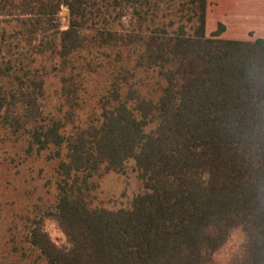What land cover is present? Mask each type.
Returning <instances> with one entry per match:
<instances>
[{"label":"trees","instance_id":"16d2710c","mask_svg":"<svg viewBox=\"0 0 264 264\" xmlns=\"http://www.w3.org/2000/svg\"><path fill=\"white\" fill-rule=\"evenodd\" d=\"M206 6L0 0V128L53 162L44 215L64 238L34 228L5 264H219L234 231L228 264H264V94L246 75L264 38H221L222 24L207 36ZM129 160L144 191L99 205L98 180Z\"/></svg>","mask_w":264,"mask_h":264},{"label":"rangeland","instance_id":"374dc122","mask_svg":"<svg viewBox=\"0 0 264 264\" xmlns=\"http://www.w3.org/2000/svg\"><path fill=\"white\" fill-rule=\"evenodd\" d=\"M59 19L62 26L67 24L65 10ZM219 24L223 25L221 38H264V0H207L205 34L210 36ZM47 82L51 94L57 82L55 78ZM24 147L23 139L14 141L0 128V259L4 256L0 264L14 259L11 245L27 247L25 240L34 228L46 231L57 243L64 240L52 217L44 215L56 201L53 162L44 158V152L27 156ZM98 183L99 205L106 208L128 207L132 197L144 191L133 160L125 164L124 173L107 172ZM242 242V233L234 231L228 244L215 255L216 262L228 264L238 257Z\"/></svg>","mask_w":264,"mask_h":264},{"label":"clouds","instance_id":"9594fccd","mask_svg":"<svg viewBox=\"0 0 264 264\" xmlns=\"http://www.w3.org/2000/svg\"><path fill=\"white\" fill-rule=\"evenodd\" d=\"M246 75L249 89L253 93V95L259 97L260 95L264 94V66H261V64L257 62H254L250 64ZM256 108V124L253 126L252 134L255 140L258 142L262 134L261 118L262 116H264V105L258 104Z\"/></svg>","mask_w":264,"mask_h":264}]
</instances>
